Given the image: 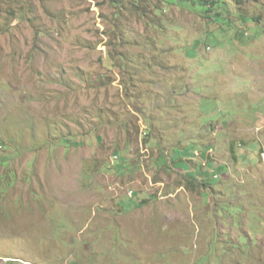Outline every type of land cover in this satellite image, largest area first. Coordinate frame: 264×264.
Segmentation results:
<instances>
[{"label":"rangeland","instance_id":"rangeland-1","mask_svg":"<svg viewBox=\"0 0 264 264\" xmlns=\"http://www.w3.org/2000/svg\"><path fill=\"white\" fill-rule=\"evenodd\" d=\"M200 4L0 0V264H264V0Z\"/></svg>","mask_w":264,"mask_h":264},{"label":"trees","instance_id":"trees-1","mask_svg":"<svg viewBox=\"0 0 264 264\" xmlns=\"http://www.w3.org/2000/svg\"><path fill=\"white\" fill-rule=\"evenodd\" d=\"M195 2H198V3H199V6L203 7V5L200 4V0H195ZM215 4H217L215 1H214V2H210L209 5L205 6V8L207 7L205 10H206L207 12H209L211 6H214ZM216 15H219V13H217ZM191 181H195V178H191Z\"/></svg>","mask_w":264,"mask_h":264}]
</instances>
